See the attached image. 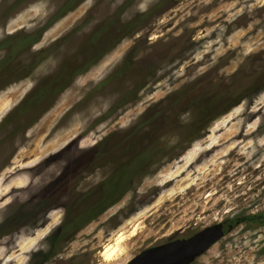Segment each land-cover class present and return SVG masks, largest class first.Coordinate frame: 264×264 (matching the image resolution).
Returning a JSON list of instances; mask_svg holds the SVG:
<instances>
[{
  "label": "rangeland",
  "instance_id": "obj_1",
  "mask_svg": "<svg viewBox=\"0 0 264 264\" xmlns=\"http://www.w3.org/2000/svg\"><path fill=\"white\" fill-rule=\"evenodd\" d=\"M225 220L192 264H264V0H0V264Z\"/></svg>",
  "mask_w": 264,
  "mask_h": 264
},
{
  "label": "water",
  "instance_id": "obj_2",
  "mask_svg": "<svg viewBox=\"0 0 264 264\" xmlns=\"http://www.w3.org/2000/svg\"><path fill=\"white\" fill-rule=\"evenodd\" d=\"M223 222L209 226L187 238H180L147 249L130 264H190L232 229Z\"/></svg>",
  "mask_w": 264,
  "mask_h": 264
},
{
  "label": "bare ground",
  "instance_id": "obj_3",
  "mask_svg": "<svg viewBox=\"0 0 264 264\" xmlns=\"http://www.w3.org/2000/svg\"><path fill=\"white\" fill-rule=\"evenodd\" d=\"M135 228L132 233L135 234L137 231ZM124 240V234L119 233V236L117 237L115 243H109L107 244L101 251V255L104 257L107 261H113L117 259L122 252V247L120 246V243ZM210 249V248H209Z\"/></svg>",
  "mask_w": 264,
  "mask_h": 264
},
{
  "label": "flooded vegetation",
  "instance_id": "obj_4",
  "mask_svg": "<svg viewBox=\"0 0 264 264\" xmlns=\"http://www.w3.org/2000/svg\"><path fill=\"white\" fill-rule=\"evenodd\" d=\"M223 225H224V226H223L224 229H229V227L231 226V223H229V222H227V220H225V221L223 222ZM189 237H190V236H189ZM180 238H187V237H177V238H174V239H170V240H168V241H166V242H163V243H159V244L153 245V246H151V247H148V248L142 250V251L139 252L137 255H135V257L138 256L140 253H142L143 251H145V250H147V249H150V248H153V247L159 246V245H161V244H165V243H168V242H170V241H173V240H176V239H180ZM135 257H134V258H135ZM134 258H132V260H133ZM132 260H130V262H129L128 264H130V263L132 262ZM190 264H192V263H190Z\"/></svg>",
  "mask_w": 264,
  "mask_h": 264
},
{
  "label": "trees",
  "instance_id": "obj_5",
  "mask_svg": "<svg viewBox=\"0 0 264 264\" xmlns=\"http://www.w3.org/2000/svg\"><path fill=\"white\" fill-rule=\"evenodd\" d=\"M116 202V201H115ZM114 202V203H115ZM104 211V210H103ZM103 211H101V212H96V213H94V215L93 216H91L90 218H88V222L83 226V227H85L87 224H89L90 222H92L93 220H95ZM82 227V228H83Z\"/></svg>",
  "mask_w": 264,
  "mask_h": 264
}]
</instances>
